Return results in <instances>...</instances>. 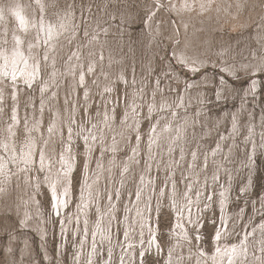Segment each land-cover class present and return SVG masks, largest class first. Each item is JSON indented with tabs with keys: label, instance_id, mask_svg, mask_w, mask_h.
Instances as JSON below:
<instances>
[{
	"label": "bare ground",
	"instance_id": "6f19581e",
	"mask_svg": "<svg viewBox=\"0 0 264 264\" xmlns=\"http://www.w3.org/2000/svg\"><path fill=\"white\" fill-rule=\"evenodd\" d=\"M91 3L96 1L0 0V220L10 229L6 232L13 231L4 263L14 259V264L36 262L28 247L30 235L18 233L27 228L45 234L47 220L31 205L36 196L32 186L38 188L41 181L52 200L56 197L53 206L62 220L61 243L66 241L65 233L74 237L70 259L75 264H137L139 253L143 255L149 247L158 250L160 245L150 238L154 233L151 213L153 203L157 208L168 197L175 223L165 264H203V260L207 264L228 260L229 264H263L264 221L251 238L258 244L251 243L246 231L241 246H224L229 231L219 230L212 257L202 250L199 236L200 246H196L188 225L199 220V208L206 205L208 179L214 178L213 198L212 187L217 181L221 184V175L240 177L246 160L239 157L242 152L245 156L246 144L254 147L257 139H264V109L252 99L260 76L256 75L264 73V0ZM137 23L141 31L133 30ZM168 45L176 64L163 57ZM156 68L162 73L154 79L150 73ZM213 69L234 81L248 78L251 85L239 89L220 76L217 86ZM188 75L202 80L190 81ZM118 80L131 89L130 99L126 94L114 96ZM210 86L216 95L208 94ZM224 100L236 106V111L221 108ZM96 101L97 115L90 123L88 117L84 121ZM142 102L153 120L145 134L147 142L139 131ZM118 103L125 109L120 124L114 112ZM218 106L222 122L213 113ZM77 136L86 147L83 183L79 204L63 211L72 197L69 172ZM132 136L138 138L133 144ZM97 146L105 152L94 167L92 154ZM125 148L133 154L121 163L124 157L118 155ZM142 154L145 164L140 161ZM38 156L43 178L34 166ZM155 172L162 175L160 189ZM228 191L223 184L221 194L215 195L222 212L221 227L233 222L228 224ZM114 195L121 197L116 205ZM116 208H122L119 215ZM6 214L16 217L21 226L11 227ZM19 239H24V248L17 262L14 248ZM116 255L119 260L113 263ZM202 255L207 258L201 260Z\"/></svg>",
	"mask_w": 264,
	"mask_h": 264
},
{
	"label": "rangeland",
	"instance_id": "374dc122",
	"mask_svg": "<svg viewBox=\"0 0 264 264\" xmlns=\"http://www.w3.org/2000/svg\"><path fill=\"white\" fill-rule=\"evenodd\" d=\"M81 1H83L85 3H86V1L87 2L96 1L95 4L91 3L92 6L97 5L98 2L99 3L103 2V0H81ZM95 9L96 8L94 7V10ZM135 25H136V27H134L133 30L134 31H141L140 23H137ZM253 31H254V33H253ZM250 32L252 34L251 36L255 35V30L253 28H251ZM253 41H254V39H253ZM171 52H172V48H169V45H168V47L166 48V51H164L163 57H165L168 60L172 59L174 64H176V61H174V59L171 58L172 57ZM263 54H264V51H263ZM206 69H208V68H205L204 70H206ZM208 72H211V71H208ZM161 73H162V71L159 70L158 68H156L155 70L152 71V73H150V75H151V77L156 79V78H159L161 76ZM210 74H212V73H210ZM213 74H214L213 76H214V80H215L217 86L220 82V81H218L220 76H222L226 81L230 80L232 82V85H235L239 89L248 88L251 85V81H252V80L248 81V78L242 79L240 81H234L233 79H230L226 74H224L223 72H220V70H217V69H213ZM196 75H188L186 77L190 81H194V82L199 81L200 82L202 80V77H199ZM256 76H259V77L257 78L258 82H257L256 90L252 91V93L254 95V97L252 99L253 100L257 99L256 104L260 105L264 109V73L261 72V73L257 74ZM114 86H115V90H116L114 92L115 97L123 98L124 94H126L127 99H130L131 89H128L129 87L125 86V84H123L122 81H119V80L116 81ZM213 87L210 86L207 88L208 94L212 95V96L216 95V89L213 90ZM222 90H223V88H222ZM222 90H221V92H222ZM212 96H211L212 100L216 101V97L215 96L212 97ZM212 100H210V101H212ZM159 101H160V99H159ZM142 103H143L142 109L144 112L141 113V115L143 116V119L140 121L139 131L141 132V134H143V137L144 136L146 137L145 142H147V136L145 134H146L149 126L152 124L153 120L148 116V109L149 108H147L146 102H142ZM160 103H162V102H160ZM39 104H40V102L38 103V106H39ZM253 104H255V103H253ZM235 105H236V103H235ZM251 107H252V105H251ZM221 108L226 109L228 112L236 111V106L234 107L233 105H230V103H228V101H225V100L223 101V105L221 106ZM255 109H258V107L256 106ZM123 110H125V109L123 108L122 104L118 103V105H116V109L114 112H115L116 120L118 122L120 121L119 124L121 122H123L122 120L125 116ZM97 111H98V102L96 101V102H93L89 107V116H87L85 113L84 114L85 116H83L82 119L85 121V120H87V117H88L89 118L88 122L90 123L91 117L94 118L97 115ZM219 111H220V113H219ZM255 112L257 114L256 118L258 119L260 117L259 116V109ZM213 113L216 115V120H219L220 122H222L223 113L220 110V106H218L215 110H213ZM8 114H10V116L8 118V120L10 121L11 117H12L11 116L12 115V106H9ZM168 116H171V114ZM43 123H44L45 127H47L49 125L48 117H46V116L43 117ZM79 123H81L80 118H79ZM18 133L22 134V127L18 128ZM132 137H133V139L131 140L132 144L134 142L138 141L137 137H134V136H132ZM243 138H245V136ZM256 144L257 145L254 147H252V145H250V144H246L247 148H245L244 151H247V152H244L245 156L243 157V152H242L241 157H239L240 159L242 158V159L246 160V165L243 169V172L240 174V177H238L237 173L235 174L233 179L232 178L230 179L229 176L227 178V176L221 175V179H222L221 184L219 185V183H218L219 181H217L216 184H218V185L215 187H212V190L214 193L213 198L211 196L210 187L214 182V178L211 180L208 179L210 184H209V186L206 187V188L209 187L208 189L205 188V191H206L205 193L208 192L207 198L205 201L206 205L199 208V211H198L199 212L198 213L199 214V220L193 219L192 223L190 225H188V221L185 222L187 216H185V215H184L185 217L183 216L184 217V224L188 225V229L191 232V233L189 232L190 237H192V239L196 242V244H198L196 246H200L199 242H197V240H196L197 236H199L202 239L201 240L202 250H205V253L206 254L208 253L209 257H212L215 254L216 248L214 245H215L216 236H217V233L219 232V230H222L223 232H225L227 230L229 231L228 234L225 235V237H224V238L228 237L227 239H224V241H225L224 246H233V247L236 245L241 246L243 244L242 241L245 240V239H243V237L246 234V231H247V234H246L247 238L251 239L253 236H255L254 230H256L259 226H261V222L264 221V210H261V207L264 206V139H262V140L257 139ZM63 145H65V143ZM72 145H73V152H72L73 153V158H72L73 159V165H72V168L69 172L70 183L72 186V197H71L69 204H67V207L65 206L63 211L69 210L68 208H71V205L73 206V209H74L76 207L77 203L79 204L80 191H81V186L83 183L84 169H85V164H86V158L84 156L85 152H86L85 151L86 147L84 146L81 138H79L78 136L75 137L73 142H72ZM98 147L99 146H97L95 148V151H93L94 153L92 154L93 155V161H94V167L96 166V163L98 162V160H100L101 154L105 152L104 149H101L100 147L99 148ZM208 147H209V145H208ZM60 148H61V146H59V150H60ZM132 154H133V152L132 151L130 152V150L127 148H125L124 151L123 150L120 151L118 156H121L122 158L124 157L122 159L121 163H126L128 157L131 158ZM178 155H179V153H178ZM39 157L40 156L37 157V163L34 166H35V169L37 170L39 176H41V178H43L45 176V174L40 170V168L38 166ZM142 157L145 158V154H142V156H140V161L142 159L143 164H145L144 162H145L146 158L144 159ZM120 161H121V159L119 160V162ZM142 166L144 167V165H142ZM156 173L157 172H155L154 177L155 178L157 177V179H159L156 182V185H157V188L160 189L159 183L162 179V175L160 173H158L156 175ZM212 174L213 173H211V175H209V176L212 177ZM169 177H170V174H169ZM179 177H180L179 175H177V174L175 175V178H177V180H178L177 184L181 185V183L179 182ZM224 177L227 179H225ZM138 180H140V178H138ZM223 184H226L227 188L229 190L228 194L226 193V196H225L230 201L229 208H228V211H229L228 217H230L231 219L228 221V224L232 221L233 222L229 225H226V223L224 222V226L221 227L220 223L222 222L221 221L222 212L219 211V208H218L219 205H218V202L216 201L217 197L215 195L221 194ZM135 185H136V183L134 182L132 184V187ZM32 188H33V190H35V193H36V196L31 201V205L32 206L34 205L32 208L35 209V206L38 207V212H40V215L41 216L44 215V217H41V216L40 217L42 219L46 218V220H47V224H46L47 228L44 231V233H45L44 235L42 234L41 231H39L40 233H36L35 231H32V230L30 232H28L27 228H23V227L22 228L25 231H23V229H21V232L18 233V235L20 234L21 236H25V237L27 236V234L30 235L29 239H30L31 243L29 242L30 244L28 245V247L30 248L29 250H31L32 253H35V254H33V257L34 258L36 257V262L32 261L31 264H57L58 260H62L61 261L62 264H75L70 259V257L73 256V254H74L73 245L75 243H74V241L72 242L74 237L70 236L68 238V236L65 233L64 237L66 238V241H65V239H62V243H61L62 220H61V218L58 220L59 215L57 214L56 209H54L53 200L51 198V195L49 193L48 188L41 181L38 185V188H36L35 185L32 186ZM158 189H157V192L160 193V190H158ZM196 195H197V193H196ZM127 196H128V194H127V191L125 190L124 191V200H127V198H128ZM168 196H170V192H169ZM35 198H37L36 199L37 201L35 200ZM119 198L121 199V197H119ZM119 198H117V196L114 195V204L115 205H116L117 200ZM197 198H198V196H197ZM167 202H170L169 197L167 199H165L164 201L162 200L160 203V206L157 208H155L156 204L153 203V209L154 210L151 213L152 220L150 222V225H151L150 227L154 233H150V238H151V241L154 242V245H155V243H157V245L158 246L160 245V246L158 247V250L154 249L153 247H149L147 252L144 253L143 255L141 253H139V255L137 257L139 262L137 264H165L166 263V261H164L163 257L167 256L166 253L168 250V246L170 244L169 234L171 233V230H173V224L175 223V221H174V219H175L174 210L170 207V205H168ZM60 204H61V202H60ZM122 208H118V209L116 208L115 213L119 215L122 211ZM72 213H73V211H72ZM226 214H227V212H226ZM6 215H7V221L10 222L11 227H13V225L17 227L16 224H18V226H21V222H17L16 217H14L11 214H6ZM33 217L36 220V216L34 215ZM38 222H39V219H38ZM132 224L134 226V223H132ZM3 225L4 226L6 225L7 228H4L0 231V263L5 264L4 262L7 259L6 255H5V252H6L5 250H6V248L9 247V241L8 240H10V234L13 233V231L10 234H9V232H6V231H9L10 229H8L9 227L5 223V220L2 219V221L0 220V227H2ZM227 226H228V228H227ZM232 227H234L233 230L231 229ZM29 235H28V237H29ZM43 236H44V238H43ZM257 238L258 237L256 236V239ZM23 241H24V239H22V240L19 239L17 242V243H19V245L16 243L17 247L14 248L15 257H16L17 262L22 260L21 249L24 248V242ZM254 242L256 244H258V242L255 240L251 241V243H254ZM42 244H43L44 249L42 247ZM254 248H255V246H254ZM45 251H47L48 257L45 256L46 255ZM257 254H258V252H256V255ZM117 256L118 255L115 256V259H113V263L118 262L119 259L117 258ZM203 257L207 258V257L202 255L201 260L204 259ZM34 258H33V260H34ZM245 260H246V258L244 257L243 261H245ZM229 262H230V260H228V262H226V264H229ZM253 262H256V260H254ZM14 263H15V259L10 262V264H14ZM250 263L251 262H247V264H250ZM114 264H117V263H114ZM203 264H207L206 261L203 260ZM208 264H211V261H209ZM252 264H255V263H252ZM263 264H264V259H263Z\"/></svg>",
	"mask_w": 264,
	"mask_h": 264
},
{
	"label": "snow or ice",
	"instance_id": "6c2138e0",
	"mask_svg": "<svg viewBox=\"0 0 264 264\" xmlns=\"http://www.w3.org/2000/svg\"><path fill=\"white\" fill-rule=\"evenodd\" d=\"M53 200H54V202H55V200H56V197H55V195H54V197H53Z\"/></svg>",
	"mask_w": 264,
	"mask_h": 264
}]
</instances>
